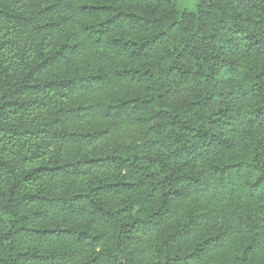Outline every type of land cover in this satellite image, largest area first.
<instances>
[{"label": "trees", "instance_id": "16d2710c", "mask_svg": "<svg viewBox=\"0 0 264 264\" xmlns=\"http://www.w3.org/2000/svg\"><path fill=\"white\" fill-rule=\"evenodd\" d=\"M0 264H264V0H0Z\"/></svg>", "mask_w": 264, "mask_h": 264}, {"label": "rangeland", "instance_id": "374dc122", "mask_svg": "<svg viewBox=\"0 0 264 264\" xmlns=\"http://www.w3.org/2000/svg\"><path fill=\"white\" fill-rule=\"evenodd\" d=\"M195 0H176L179 7H191Z\"/></svg>", "mask_w": 264, "mask_h": 264}]
</instances>
